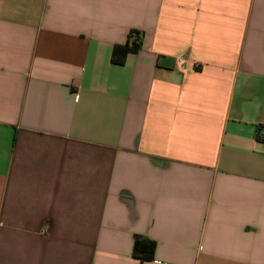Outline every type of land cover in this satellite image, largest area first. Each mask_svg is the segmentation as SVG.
<instances>
[{"label":"crops","instance_id":"1","mask_svg":"<svg viewBox=\"0 0 264 264\" xmlns=\"http://www.w3.org/2000/svg\"><path fill=\"white\" fill-rule=\"evenodd\" d=\"M261 127L264 0H0V264H264Z\"/></svg>","mask_w":264,"mask_h":264},{"label":"trees","instance_id":"2","mask_svg":"<svg viewBox=\"0 0 264 264\" xmlns=\"http://www.w3.org/2000/svg\"><path fill=\"white\" fill-rule=\"evenodd\" d=\"M141 41L138 39H132L129 33L128 39L125 44H116L113 47L111 60L114 63H122L127 53L135 52L139 49ZM262 128V127H261ZM154 242L142 238L135 237L133 245V256L140 260H149L153 258Z\"/></svg>","mask_w":264,"mask_h":264},{"label":"built area","instance_id":"3","mask_svg":"<svg viewBox=\"0 0 264 264\" xmlns=\"http://www.w3.org/2000/svg\"><path fill=\"white\" fill-rule=\"evenodd\" d=\"M183 61H184V59H183L182 56H177V57H176V62H178V63H182ZM258 133H259V136H260L261 134H263V133H264V127L260 128L259 131H258Z\"/></svg>","mask_w":264,"mask_h":264}]
</instances>
